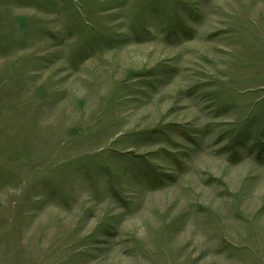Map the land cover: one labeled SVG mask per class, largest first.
Segmentation results:
<instances>
[{
  "label": "rangeland",
  "instance_id": "obj_1",
  "mask_svg": "<svg viewBox=\"0 0 264 264\" xmlns=\"http://www.w3.org/2000/svg\"><path fill=\"white\" fill-rule=\"evenodd\" d=\"M0 264H264V0H0Z\"/></svg>",
  "mask_w": 264,
  "mask_h": 264
}]
</instances>
